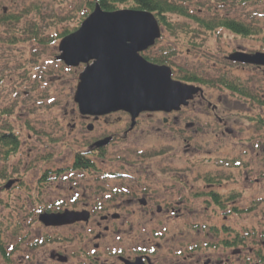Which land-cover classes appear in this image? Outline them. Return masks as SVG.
<instances>
[{
    "label": "rangeland",
    "instance_id": "obj_1",
    "mask_svg": "<svg viewBox=\"0 0 264 264\" xmlns=\"http://www.w3.org/2000/svg\"><path fill=\"white\" fill-rule=\"evenodd\" d=\"M85 1L0 0V17L3 13L19 16L12 27L10 23H0V133L10 128L19 138L18 148L7 159L1 154L0 142V172L6 174L5 179H0V186L14 180L10 189L0 191V244L4 247L0 264H60L49 255L51 251L65 250L64 246L74 252L70 264H81L80 250L85 246L87 250L92 248L99 229L97 221L106 214L97 205L86 223L54 227L42 225L34 214L43 205L53 204L57 209L73 208L76 203L78 208L85 202L100 204L101 196L93 195L89 189L98 186L95 180L83 178L81 171L73 173L72 159L76 152L89 150L92 134L97 137L121 133L124 123L129 124L124 114L116 113L108 122L96 123L94 133L87 132L86 121L79 120L73 99L78 74L85 64L67 66L55 59L58 41L51 37L77 27L84 13L81 8L85 14L88 12L83 7ZM175 1L183 2L192 10L189 12L206 19L208 15L201 14L209 11L243 21L250 26L251 34L242 36L227 28L211 31L195 19L172 16L169 23L175 30L170 31L169 23L162 22L163 32L157 45L175 49L166 63L174 74L186 69L206 81L224 77L240 83L258 101L220 84H200L206 95L219 104L217 116L225 118L227 125L217 127L212 111L198 112L196 107L194 121L200 123V130L193 136L188 130V145L170 127L162 126L158 115H145L135 132L109 147L108 154L123 158L108 162L109 166L99 164L100 172L119 169L124 175L116 182L134 184L136 179L130 177L133 173L124 166L139 158L135 155L144 153L140 152L142 149L150 153L140 164L148 171L140 176L147 192L160 198L159 204L167 197L182 200L174 205L180 215H172L171 219L158 213L151 218L140 204L118 209L124 222L122 242L129 250L137 246L155 248L154 264H264L256 256L258 250L264 254V73L253 64H237L226 58L238 50L264 49V0ZM34 23L39 25L43 41L22 33L16 35L14 44L8 42L13 38L10 34L14 27L22 30ZM73 119L77 121L75 128L70 126ZM157 124L161 130L156 135ZM226 127L233 132H225ZM157 148L165 152L164 156H152ZM94 170L93 174L99 171ZM116 182L110 181V187ZM180 190L181 198L166 196ZM212 191L219 196L220 204L209 195ZM122 195L127 194L119 197ZM231 195L234 199H229ZM103 197L106 198L104 195L102 200ZM234 206L240 210L235 211ZM152 209L157 211L156 204ZM236 233L243 240L226 245L239 239ZM106 239L100 241L101 247L113 243V236ZM100 252L99 264H105L107 252Z\"/></svg>",
    "mask_w": 264,
    "mask_h": 264
},
{
    "label": "water",
    "instance_id": "obj_2",
    "mask_svg": "<svg viewBox=\"0 0 264 264\" xmlns=\"http://www.w3.org/2000/svg\"><path fill=\"white\" fill-rule=\"evenodd\" d=\"M159 36L158 20L152 12L131 8L105 11L97 3L79 28L59 42L58 58L65 64H88L79 73L74 93L80 112L102 115L124 109L136 116L140 111H166L187 104L200 87L173 80L168 66L152 64L140 55ZM227 57L264 65V53L260 52L238 51ZM80 215L43 214L40 220L54 225L88 217L87 213Z\"/></svg>",
    "mask_w": 264,
    "mask_h": 264
},
{
    "label": "flooded vegetation",
    "instance_id": "obj_3",
    "mask_svg": "<svg viewBox=\"0 0 264 264\" xmlns=\"http://www.w3.org/2000/svg\"><path fill=\"white\" fill-rule=\"evenodd\" d=\"M163 32V29L161 30V34ZM159 40L155 42V44L152 45V47H149L142 51V55L152 63H158L162 64V62H159V60L156 58V52L162 50L161 46H158ZM263 52L264 49H259L256 51H246L248 53L253 52ZM167 60L171 58V54H167ZM256 66V65H253ZM258 69H262L264 73V65L257 66ZM264 75V74H263ZM220 103V101H219ZM197 107L198 112L205 111V112H213L212 114L214 117H216L217 127L227 125L228 121L225 120L222 116H217V109L219 108V104L217 102H214L211 100L208 95H206V91H203L202 93H198L196 96L193 97V99H190L187 101V104L184 106L182 105L180 108H177L176 110L171 111H161V110H155V111H145L142 113H139V115L135 118L134 126L131 127V121H132V115H130L126 111H113V113H107L102 114V116H90L86 114H80L78 115L79 120L84 119L86 122L85 127L88 130V126L92 127L91 130H88L89 133H94L97 128L95 127L96 123L101 122H108V120L112 119V115L116 113L124 114L127 121H129V124L127 125V122L124 123V130L121 133H104L103 135H99L97 137H94L93 134L91 135L92 142L88 145L87 151H83L81 153H85L86 156L81 157L80 160H77L75 157L72 159L73 164L70 166V169L73 170V173L75 171H81L82 173H79L85 177L86 179L92 177L93 180H95V184L98 186L93 188L94 185L89 188L90 191H93V195H100V204H92V203H84L80 208H78V204L76 203L73 208H68V206H65L64 208H57L55 209L53 204L50 205H43L40 209L37 208V211L34 214H37L39 216L40 213L48 212V213H54V212H63L64 210L67 211L70 215H72L74 218L81 216L79 212L87 210L90 212V217L93 216L94 211L97 208H101V211H105L106 214H102L100 219L97 221L98 231L94 235V242L92 243V248L89 250L86 249V246L80 250V255L83 256V261L81 264H99L100 258L102 255L98 254L101 253L100 250L103 249L106 250L108 256L103 258V262L105 264H154L156 262L154 260V257L152 256L155 253V248L148 250L146 247H139L137 248H127L126 243L122 242V235L125 233L121 231L123 229L121 226L124 224L122 222V218L120 217L119 211H117L120 208H127L130 204L137 205L140 204V208L145 210V215H149L153 218L155 214L158 213V215H166L167 219H171V216L174 215L175 217H178L180 214L176 212V208L174 205H177L181 203L178 200H172L171 198L167 197L168 200H165L163 203H157L159 202L160 198L157 199L155 195H152L150 191L147 192V189H145L146 183L145 181L140 177L144 174H146L148 171L146 170V167L141 166V160L144 161L149 157L150 153H146L144 150H140V152L144 153H136L135 156L139 158H133L132 163H126L124 166L125 168H128L133 174L130 175V177L136 179L134 184L132 185H120L121 183H118L116 181H119V178L122 176V172L119 169H111L107 172H100L99 166L100 165H108L109 163H115L116 161H120L122 157L120 156H113L108 154L110 151V146H114L115 142H119L123 140V138L127 137V135L132 134L135 132V130L139 127V122L141 118L145 117V115L149 116H156L158 121H161V125L164 127H170L173 131V134L178 138L182 139V141L186 142L189 145V137H187V132L189 130V133L193 136V134H196L200 130V123L194 121V116L196 114L195 108ZM160 115V116H159ZM119 116V115H118ZM155 117V118H156ZM120 121V117L118 118ZM161 125L157 124V131L156 135L161 130ZM70 126L72 128H75L77 126V121L75 119L72 120ZM191 130V132H190ZM227 130V131H226ZM228 130L232 131V128L226 127L225 132H229ZM228 133V134H231ZM99 134V133H98ZM122 135V138H121ZM172 136V134H170ZM111 137L110 141L103 146L98 145L97 143L103 138ZM149 152V151H148ZM80 154V152H79ZM165 152L162 149H154L152 156H158L162 155L164 156ZM122 155V154H121ZM151 156V155H150ZM79 164V165H78ZM100 164V165H99ZM113 168V167H112ZM96 170H99L96 172V174L93 172ZM131 172L129 174H131ZM124 175V174H123ZM213 182H216V176ZM141 178L140 183L139 179ZM110 181H115L116 185L113 190V187H110ZM212 185V184H210ZM124 186V188L122 187ZM109 188V190H108ZM122 188V189H120ZM88 195H90V191L88 189H84ZM121 194H127L122 195ZM106 196V198L102 200V196ZM170 195H178L176 198H181V190L179 192L172 191L170 194H166V196ZM156 204V209H152V207ZM53 205V206H52ZM164 206V207H163ZM78 215V216H77ZM80 220H75L72 224L66 223L65 225L73 226L77 223H80ZM64 225V226H65ZM61 226V225H59ZM89 232L92 231V229L88 230ZM108 235L113 236V243L108 244L106 246L101 247V242L103 238L108 239ZM57 239V238H56ZM106 239V240H107ZM70 241L67 239V242ZM62 244V243H61ZM64 244V243H63ZM146 246V244H145ZM65 250L61 251H51L49 257H51V260L53 261H59L60 264H70V260L73 255V250H69L68 247L64 246ZM131 251V252H130ZM111 258V260H108V258ZM57 259V260H56ZM208 263L210 262L209 259ZM58 262V263H59Z\"/></svg>",
    "mask_w": 264,
    "mask_h": 264
},
{
    "label": "trees",
    "instance_id": "obj_4",
    "mask_svg": "<svg viewBox=\"0 0 264 264\" xmlns=\"http://www.w3.org/2000/svg\"><path fill=\"white\" fill-rule=\"evenodd\" d=\"M243 3H245L246 0H242ZM251 1H256V0H251ZM99 3L101 8L103 10H119L121 6H126L129 3L131 4V8H136V9H144L147 11H152L155 16L159 19V21L162 23L164 22L165 24L169 23L172 21V16L178 17V18H188L192 20H196L199 24L203 25L204 28H207L211 31H214L217 28H227L231 32L235 34H239L242 36H248V34H251L250 31V26L245 24L243 21L240 20H235L229 17L223 18L221 15H219L217 12L210 13L209 11H206L204 14L201 15H208V19L204 17H201L200 14H192L189 11H192L188 6L186 7V4H183V2H176L175 0H86L83 2V5H85V8L88 10L92 9L95 5V3ZM82 6V5H81ZM84 7V6H83ZM82 10L84 8H81ZM86 16L85 12L82 14L81 19ZM80 19V20H81ZM19 20V16L12 14V15H7V14H2L0 17V23H10L11 27L16 23V21ZM81 22V21H80ZM79 22V23H80ZM38 24L34 23L32 25H28L24 27L22 30L19 27H14L11 31V34L13 38L11 40H8L9 43L14 44L17 40V36L23 33L26 34L27 37H33L32 39H39V41H43L44 38L40 35V29L38 28ZM76 27L72 29H64L62 32H56L55 36L51 37V40H56L57 38H60L66 33L70 32L71 30L75 29ZM167 28H169L170 31L175 30L174 25L169 23L167 24ZM195 32V31H194ZM193 32V33H194ZM196 33V32H195ZM17 35V36H16ZM157 60H161V58H158ZM164 61V60H163ZM175 77L178 78L179 80L183 81H188V82H193V83H201L204 85H210V86H216V84H220L224 86L226 89H231L235 92L241 93L243 96L246 97H252L258 101V98H255L251 93L249 94L248 91L242 87H240V83L237 85L236 83L231 82L230 80L220 77L217 79H211V80H204L201 76H199L197 73L194 71H189L186 70L183 71V73H175ZM1 81V78H0ZM261 102H263L261 100ZM7 111H4L6 113ZM0 142H1V154L4 159H7L9 155H11L19 145L18 137L17 135L11 131L9 128L7 132L5 133H0ZM81 154L77 153L75 155V158L77 160L81 159ZM79 165V164H78ZM6 174L4 172H0V179H5ZM208 179V178H207ZM209 195L212 197L215 203H219V196H217L213 191L209 193ZM235 196H232L229 199H234ZM236 209V208H235ZM226 230V228L224 229ZM236 236L239 237V239H233L231 242H226L227 245L231 246L236 244L237 242H241L243 238L239 236L238 233H236ZM264 236V233H263ZM0 251L3 252L4 248H2L0 244ZM257 257L263 261L264 256L261 254L260 251L257 252Z\"/></svg>",
    "mask_w": 264,
    "mask_h": 264
}]
</instances>
